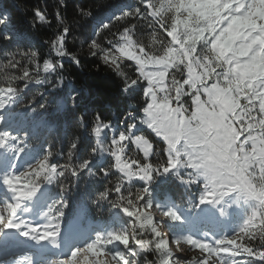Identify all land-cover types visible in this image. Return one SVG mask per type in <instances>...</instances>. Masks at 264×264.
I'll return each instance as SVG.
<instances>
[{
  "label": "snow or ice",
  "instance_id": "1",
  "mask_svg": "<svg viewBox=\"0 0 264 264\" xmlns=\"http://www.w3.org/2000/svg\"><path fill=\"white\" fill-rule=\"evenodd\" d=\"M66 7L60 0L55 25L33 10V32L55 33L43 40L55 58L42 62L37 47L7 46L15 33L0 12V246L19 237L59 249L79 194L106 222L81 227L83 243L42 264H264V0H139L114 13L81 47L120 78L131 108L119 131L99 112L77 113L64 151L40 135L53 127L43 117L74 109L79 93L70 91L67 104L30 93L75 87L64 61L80 60L68 42L94 11L78 7L70 23ZM113 21L122 30L106 39ZM24 113L41 120L5 126ZM26 149L38 154L18 167ZM89 181L102 183L89 194ZM158 181L178 184L186 201L159 198ZM234 208L240 222L227 232ZM0 264L36 261L23 253Z\"/></svg>",
  "mask_w": 264,
  "mask_h": 264
},
{
  "label": "trees",
  "instance_id": "2",
  "mask_svg": "<svg viewBox=\"0 0 264 264\" xmlns=\"http://www.w3.org/2000/svg\"><path fill=\"white\" fill-rule=\"evenodd\" d=\"M98 3L107 4V6H102L97 9L95 5ZM65 4L67 7L61 10L70 23L74 19H79L76 13L78 7L92 8L94 11L93 16L89 20L81 21L78 26H74V38H70L68 42L69 49L80 60V66H77L70 60L64 61V74L69 76L75 87L73 88L72 85L66 83L62 89L52 91L45 85H33V91L30 93L31 96L35 94L36 90H40L49 97L50 102L62 100L65 104L68 103L70 91L79 93L74 109L69 106L62 113L49 112L43 117L53 127L51 129H42L40 135L52 141L59 139L61 144L64 145V151H66V144L69 137L78 133V129L75 127L77 113H86L87 117L91 119L94 113L99 112L105 120H110L112 123L120 126V121L124 113L131 108L128 97L122 91L120 78L110 71L98 58L89 56L87 45L85 44L81 47V42L93 36L104 23H108L114 13L119 14L121 9L138 6L139 0H65ZM58 7H60V0H0V12H8L10 16L9 27L15 33L12 42L7 46L14 48L19 44L21 47H37L40 52L41 62L43 58L54 59V55L50 54L47 46L43 44V40L50 39L54 36V28L39 26L38 31L33 32L31 23L33 20V10L39 9L55 25L54 14ZM117 29L122 30L121 22L113 21L110 32L104 30L102 36L106 35V39H112L111 33L116 32ZM136 35L137 38H141L142 31L138 30ZM101 43H104L103 39ZM128 63L130 62H126V70L131 72L132 68L127 67ZM23 119H27L29 124L35 126L40 122L41 116L33 118L29 117L27 113H24L23 116H17L9 122L13 126L15 125V128H18L20 126L19 122ZM81 137L82 144L90 147L92 138L83 132L81 133ZM26 153L31 155V161L38 154L36 150L27 149L24 155ZM79 155L83 159L86 152L81 151ZM56 159L60 160V157H56ZM101 183L89 181L84 190L91 194L101 186ZM52 191L54 193L55 189ZM154 194L158 195L161 199L167 195L176 203L185 202L187 199L183 193V189L175 182L160 183L158 181ZM85 203L79 194L70 200L69 207L66 209L62 233L67 234L69 232L78 215L83 217L82 220H79L82 224H85L86 221L96 222L100 225L106 222V213L98 212L91 205L84 206ZM187 258L190 259L191 256Z\"/></svg>",
  "mask_w": 264,
  "mask_h": 264
},
{
  "label": "rangeland",
  "instance_id": "3",
  "mask_svg": "<svg viewBox=\"0 0 264 264\" xmlns=\"http://www.w3.org/2000/svg\"><path fill=\"white\" fill-rule=\"evenodd\" d=\"M114 125V129L119 131L120 130V126H118L117 124L113 123ZM6 127H10L9 124L5 125ZM13 128H15L14 126H11ZM141 130L138 128V131ZM130 154V153H129ZM31 162V155L29 153H26V155H23L22 159L20 161H18V167H25L27 166L28 163ZM231 213V219L225 223L224 225V230L227 232H230L234 227L237 226V224L240 222V217H241V213L239 210L237 209H231L230 210ZM155 215L159 218V213H155ZM87 222L84 226H80V224L78 222L74 223V226L72 229L69 230V232L67 234H62L63 236V241L61 243V247L59 249H53L51 248V246L47 245L46 242H43L42 244L37 245L35 242H28L25 241L23 238H15L13 241H11L10 243H17L19 244H23V245H28L31 247H36V246H40L42 245L43 248H45L47 250V252H49L51 255V259L57 258L58 256H64L67 255L69 252V248L72 246V244L74 242H78L81 240L82 235L80 232V227H86ZM163 231V229H162ZM67 239L66 242H64V240ZM9 244V243H8ZM17 246V245H16ZM26 250V249H25ZM28 250V249H27ZM193 254H190L189 256H191ZM187 256V257H189Z\"/></svg>",
  "mask_w": 264,
  "mask_h": 264
},
{
  "label": "bare ground",
  "instance_id": "4",
  "mask_svg": "<svg viewBox=\"0 0 264 264\" xmlns=\"http://www.w3.org/2000/svg\"><path fill=\"white\" fill-rule=\"evenodd\" d=\"M43 249H44V248H43ZM26 250H27V249H26ZM45 251H46V250H42V251H41L42 253L40 254V257L43 256V255H45V253H43V252H45ZM46 255H49V253L47 252ZM50 257H51V256H50Z\"/></svg>",
  "mask_w": 264,
  "mask_h": 264
},
{
  "label": "clouds",
  "instance_id": "5",
  "mask_svg": "<svg viewBox=\"0 0 264 264\" xmlns=\"http://www.w3.org/2000/svg\"><path fill=\"white\" fill-rule=\"evenodd\" d=\"M230 50V49H229Z\"/></svg>",
  "mask_w": 264,
  "mask_h": 264
}]
</instances>
